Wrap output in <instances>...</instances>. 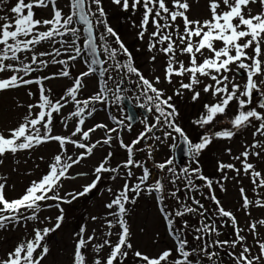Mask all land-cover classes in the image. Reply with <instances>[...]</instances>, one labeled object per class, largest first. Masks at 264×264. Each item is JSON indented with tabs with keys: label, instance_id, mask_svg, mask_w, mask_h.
Listing matches in <instances>:
<instances>
[{
	"label": "snow or ice",
	"instance_id": "snow-or-ice-1",
	"mask_svg": "<svg viewBox=\"0 0 264 264\" xmlns=\"http://www.w3.org/2000/svg\"><path fill=\"white\" fill-rule=\"evenodd\" d=\"M112 3L122 5L124 11L131 9L133 13L142 9L139 36L143 39L150 24L154 28L149 37L148 48L149 51L158 50L167 58L164 68L165 80L171 84L173 76H188L187 83L180 82L179 89L175 91L176 95H180V89H185L193 92L192 98L196 100L200 92L195 89L200 84H203V92L211 94L213 101L203 105L204 112L195 121L197 125L203 127L213 124L218 116L226 115V110L234 102L237 110L230 120L231 129L217 131L212 136L230 139L235 135L233 129L252 126L255 129L252 133L254 142L250 147L264 150V143L255 140L257 135L264 136V111L257 110V108L264 110V78L257 79L264 77V0H209L210 19H205L203 22L188 18L186 15L189 10L187 0H112ZM8 4L9 0H0V5ZM251 4H258L260 10L253 14ZM49 5H51V18L38 19L35 17L34 8H45ZM67 7L69 12L65 14L57 6V0H27V2L26 0H15V3L7 8L6 14L0 15V74L11 73L6 77L0 75V92L33 84L39 86L38 102L27 106L28 111L22 121L16 127L8 129L7 135L0 132V157L6 153L15 155L19 151L31 150L50 141L58 142L60 147V153L52 157L47 170L38 179L31 181L18 198L6 199L4 193L6 181L0 182V205H2L0 207V229L6 228L8 224H20L21 221L43 223L39 213L44 208L53 206L48 204V201L56 202L55 207L60 209V215L56 217V222L52 227H33L30 238L22 239L12 250L0 257V264H42L49 253L46 238L59 229L64 220L60 204L71 203V200L67 199L69 196L75 200L92 193L102 179V173H118L120 167L127 169L126 176L129 179L134 176L132 167L142 169V174L137 176V182L131 185L129 179H125L122 189L118 192H113L111 188L108 189L114 197L105 205L109 210H113L107 214L113 219H105L109 231L105 232L102 243H93L96 237L94 235L85 237L86 228L81 226L71 255V264H124L129 250L132 249V244L129 242L130 230L125 218L126 205L134 204L139 195L145 191L150 195L155 194V199L160 206L159 211L166 222L174 247L163 249L155 256H149L137 250L133 255L138 261L143 264H218L220 252L229 249L226 254L234 264H264V239L259 238L257 230L258 225L264 226V219L248 224L247 227L254 241V244L250 246L246 242L247 237L241 234L244 229L237 226L238 222L234 214L225 210L214 194L207 198L216 205L215 216L208 214V210L195 197L191 199L197 207L182 202L177 195L179 189L170 193V196L176 199L178 207L167 208L164 204L162 180L156 179L153 183H148L151 170L144 162L134 159L135 146L149 137L160 143L171 139L173 143L169 145L170 149L179 150L183 145L184 156L198 164L196 158L211 142L210 136L204 135L200 138V142L194 143L175 122L178 112L171 103L172 97H166L162 89L154 86L155 83L161 82L160 77H155L154 82L150 81L134 66L131 54L118 34L108 25L101 0H68ZM178 18L183 22L182 31L176 24ZM75 25H81L82 29ZM99 26H103L104 31L97 35ZM57 37H71V39L58 40ZM109 37H115L114 43L118 47H112ZM81 39L83 46L77 43ZM45 41L50 46L60 44L61 47H53L51 51H37V46ZM217 42H220L222 46L217 48L215 46ZM62 49L68 53L67 60L57 59L62 55ZM205 50L209 55H204ZM72 52L75 54L72 55ZM82 53H87L85 58L87 71L74 77L73 84L67 87L63 95L54 100L49 95L50 89L45 88L44 81L56 76L69 77L68 60L75 61ZM177 53L189 57L187 65L183 60L177 59ZM198 55L202 59H198ZM43 57L50 59L45 60ZM118 57H123V59H118ZM151 59L155 61L156 57L153 56ZM49 65H64L65 67L58 73L32 78L33 73ZM241 71L246 73V78L241 77L243 83L236 79ZM89 75H97L98 89L90 97L78 99V93L84 87L82 80ZM132 76L137 77L136 88L140 90L139 96L144 97V102L140 103L139 96H137V103L134 107L147 113L154 112V117L145 116L140 119L144 129L130 144H125L122 139L119 141L120 147L127 152V159L122 165L115 168L108 167L112 155L109 153L94 168V179L91 183L84 185L82 191L61 195L63 180L70 178L69 170L73 165L79 164L90 156L97 145L110 144L113 139L111 135H106L102 142L98 140L86 144L83 141L90 139V133L97 129H106L107 133L118 131L117 128H108L102 123L84 130L82 126L85 124V114L91 117L97 111V108L93 106L97 103L107 105L109 93L115 97L117 104L125 100L126 97L121 93L130 90L124 87L125 79L127 78L128 83L131 84ZM201 78H207L212 83L204 84ZM109 82H112L114 87L110 88ZM255 93H259L261 99L257 106L249 107L253 105ZM27 94L30 97L33 95L31 91ZM68 98H71V102L76 105L70 117H76L78 120L70 136L55 135L53 134V114L61 113L68 103ZM34 108L37 111L33 112ZM70 117L62 119L65 127ZM111 119L117 124L124 123L123 120L117 121L115 117ZM124 119L128 121L126 127L131 130L137 117L125 114ZM77 134H80L79 138L73 139L72 137H77ZM69 144L84 151L75 157L67 155L66 145ZM250 155L258 157L260 151L250 153L249 148L246 147L234 159L240 160L245 174L250 173L251 182L255 188H264V176L259 171H255L254 165L248 162ZM148 158H152L151 151H149ZM174 159L173 156L165 159L164 162L155 164L156 169L171 174L170 183L175 185L178 180L183 179L187 191H196L200 186L194 181L199 180L204 182L203 186L212 190L213 181L205 177L199 167L183 166L177 174L176 168L172 167ZM224 169L239 172L234 164L219 163L218 170L223 172ZM77 175L88 174L78 173ZM110 178L114 180L116 176ZM221 190H224L222 185ZM240 192L243 198L242 207L247 210L253 201L248 199L243 188ZM130 193L134 195L130 197ZM254 203L255 206L264 207V200L257 199ZM187 214H198L202 218L208 214L211 219L210 223H205L201 219L200 226L194 229L197 233L194 239L202 241L195 247L187 240L188 221L184 220L182 227H176L175 224L176 218H182ZM217 218H228L234 228V239L212 238L213 235L215 237L221 235L216 226ZM44 219L49 220L50 217ZM92 219L96 220L97 217H92ZM117 226L119 231H111ZM113 235L117 237L116 240L110 238ZM89 246L93 254L92 259L88 258ZM105 247L109 249L107 252H104ZM253 247L258 248V253L253 252Z\"/></svg>",
	"mask_w": 264,
	"mask_h": 264
},
{
	"label": "rangeland",
	"instance_id": "rangeland-1",
	"mask_svg": "<svg viewBox=\"0 0 264 264\" xmlns=\"http://www.w3.org/2000/svg\"><path fill=\"white\" fill-rule=\"evenodd\" d=\"M101 2L106 13V21L108 25L113 28L119 38L131 49L132 53L137 58L134 62L135 65L138 66V70L147 79L153 82L155 77H160L161 82L155 83L154 86L158 89H162L166 97H172L171 103L174 104L178 112V116L175 117V122L184 130L194 143L200 142V138L204 135H209L211 139V142L196 158L198 164L186 158L179 163L174 159V164L172 165V167L176 168L177 174H179V169L183 166H188L190 168L199 167L201 173L213 181L211 191L203 186V181L199 180L194 181V183L200 186L198 190L187 191L184 187L185 182L183 179L178 180L174 185L170 183V173L167 171L161 172L159 169L155 168L156 163L164 162L165 159L174 156L173 150L169 147V145L173 143L171 139L164 143H160L149 137L135 146L134 159L136 161L144 162L151 170V176L148 183L151 184L156 179L162 180L164 184V204L168 209H175L178 207L176 199L172 198L170 193L179 189L177 195L182 202H186L192 207H197L192 203L191 199V197H195L204 205V208L208 210V214L215 216L214 209L216 208V205L207 198L214 194L220 201L221 206L225 210L231 211L234 214L238 222L237 226L244 229L241 234L247 237V244L252 246L254 244L253 236L250 234V229H248L247 226L251 222L264 219V207L255 206L254 203L257 199L264 200V188L254 187L251 182L252 178L250 173L245 174L240 160H236L234 157L239 156L246 147L249 148L250 153L260 151V156L258 157L250 155L248 162L254 165L255 171H259L262 176H264V150L252 149L250 147L254 142V137L252 135L255 130L254 127L246 126L240 129H233L235 135L230 139L215 138L212 136V134L217 131L231 129L230 120L233 118L237 110V105L234 102L226 110V115L218 116L213 124L205 125L203 127L197 125L195 121H197L204 112L203 105L213 101L211 94L203 92V84H200L196 86L195 89L200 92V96L196 100H193L192 98L193 92L185 89H180V95H176L175 91L179 89L180 82L183 81L184 83H187L188 76H173L171 84L165 80L164 68L167 58L158 50L149 51L148 48L149 37L151 32L154 31V28L150 24L143 39L139 36V32L141 31L139 25L142 9L133 13L131 9L124 11L122 5L114 4L112 3V0H101ZM14 3L15 0H9L8 5H0V15L6 14L7 8ZM187 3L189 4V10L186 12V15L190 20H199L203 22L205 19H210V12L208 9L209 0H187ZM67 5L68 0H57V6L61 8L65 14L69 12ZM250 8L253 14L260 10L258 4H251ZM34 12L35 17L38 19L51 18V5L45 8H34ZM176 24L180 26L182 31L183 22L180 18H178ZM75 26L82 29L81 25ZM41 30L44 29L41 28ZM103 31V26H99L96 34L98 35ZM57 39L70 40L71 37H57ZM108 39L112 47H115V37H109ZM77 43L78 45L83 46L82 39ZM215 46L219 48L222 44L217 42ZM53 47L60 48L61 45L56 44L50 46L49 43L45 41L37 46V51H51ZM71 54L74 55L75 53L72 52ZM204 55H209L207 50H205ZM86 56V53H82V55L75 61L68 60L67 67L70 72L69 77L64 78L56 76L55 78L44 81L45 88L50 89L49 95L54 100L63 95L67 87L73 84L74 77L87 71L85 63ZM153 56L156 57L155 61L151 59ZM67 57L68 53H65L62 49V55L57 57V59L67 60ZM43 59L49 60L50 58L43 57ZM177 59L183 60L186 65L189 61L187 55H180L179 53H177ZM198 59H202V57H199L198 55ZM109 63H111V61H109ZM64 67V65H49L47 68L33 73L32 78L58 73ZM233 71L235 72L234 66ZM10 74L11 73H3L0 75L6 77ZM241 77L246 78V73L241 71L240 75L236 77L238 82L243 83ZM261 78L264 77H258L257 79ZM201 79H203L204 84L212 83V81L207 78ZM136 80L137 77L132 76V83L129 84L128 79L126 78L124 87L130 88V90L121 93L123 96L130 98L134 105L137 103L136 97L139 96L140 91L136 88ZM82 83L84 87L81 92L78 93V99L90 97L98 89L97 75L84 77ZM109 87H114L112 82H109ZM38 88L39 86L33 84L15 90L0 92V132H4L5 135H7L8 129L16 127L18 123L22 121L23 116L26 115L28 111L27 106L38 102ZM29 91L33 93L31 97L27 94ZM260 99V94L255 93L253 105H250L249 107L257 106ZM139 102L143 103L144 97L139 96ZM93 106L97 108V111L91 117H88L85 114V124L82 126L83 129L87 130L98 123H102L107 125L108 128H117L118 131L107 133L106 129H97L95 132L90 133V139L88 141H83L86 144H91L98 140L102 142L106 135H111L113 139L110 144L105 145L101 143L97 145L90 156H87L79 164L73 165L69 170L70 178L63 180L62 188L60 190L61 195L82 191L83 186L91 183L94 179V168L109 153L112 155L110 162L107 165L108 167L115 168L122 165L127 159V152L124 148L120 147L119 141L122 139L125 144H130L144 129V125L140 122V119L145 116L138 112L137 121L132 125L131 130H128L126 127L128 121L124 119L126 112L120 102L117 104L115 100L109 98V103L107 105L97 103ZM75 107L76 105L71 102V98H68V103L61 110V113L53 114V134L63 136L71 135L78 120L76 117H70V113L75 110ZM257 110L264 111L259 108H257ZM35 111H37V109L34 108L33 112ZM154 115V112L148 113L149 118L154 117ZM65 117H70L67 120V127L62 123V119ZM111 117H115L117 121L123 120L124 123L117 124L111 119ZM79 135L80 134H77V137L72 138L78 139ZM255 140L264 143V136L257 135ZM149 146H151V148ZM66 147L67 155H72L73 157L84 151L75 148L71 144L66 145ZM229 149L231 150L230 152L228 151ZM149 151H151V159L148 158ZM59 153L60 147L58 142L50 141L34 147L31 150L19 151L15 155L6 153L3 157H0V160H2V163H0V182L6 181V187L4 190L6 199L12 200L23 194L31 181L38 179L47 170L52 157ZM241 160H243V157H241ZM219 163L234 164L235 168L239 169V172L230 169H224L223 172H221L218 170ZM131 170L134 173V176L130 179L126 176L127 169L123 167L119 168L118 173H102V179L92 193L78 197L75 200H72L69 196L67 199L71 200V203L60 204V208L63 209L64 220L61 227L46 238L49 253L42 261V264H71V255L74 250V244L78 239V233L81 226H85L86 228L84 233L85 237L88 235H94L96 239L93 243H102L105 238V232L109 231L106 227L105 219H113L111 216L107 215L109 211L113 210H109L105 207V205L114 198L108 189L111 188L113 192H118L122 189L125 179H129L130 185L136 183V177L142 174V169L132 167ZM78 173H87L88 175L78 176ZM112 176H116V179H111L110 177ZM225 176L227 177L226 179L224 178ZM221 185L224 190H221ZM241 188L245 190V195L248 199L253 201V204H251L247 210H244L242 207L243 198L240 192ZM129 195L131 197L134 194L130 193ZM47 203L52 204L53 206L50 208H44V210L39 213L40 219L43 220V223L34 221H27L25 223L24 221H21L20 224L12 223L8 224L6 228L0 229V257L12 250L22 239L30 238L33 227H52L55 224L56 217L60 215V209L55 207L56 202L48 201ZM0 207H2V205H0ZM159 207L160 206L155 199V194L150 195L146 191L139 195L134 204L126 205L127 215L125 218L130 230L129 242L132 244V249L129 250V255L124 261V264H143V262L138 261L133 255L137 250L144 254H148L149 256H155L163 249L174 247V242L169 235L166 222L159 211ZM208 214H206V217L204 218L200 217L198 214H187L182 218H176L181 221L189 219L190 225L186 230V236L187 240L193 247L202 243V241L194 239L196 233L194 228L191 227V224L196 223V225L200 226L199 222L201 219H203L205 223H210L211 219L208 217ZM45 217H50V219L45 220ZM92 217H97V219L93 220ZM216 226L221 235L219 237L213 235V239L231 240L235 238L234 228L231 222L228 221V218H217ZM176 227H182V225ZM257 230L259 232V238L264 239V226L258 225ZM111 231L117 232L119 231V227L117 226ZM110 238L112 240L117 239L115 235ZM90 247L91 246H89L88 258L92 259L93 254L90 251ZM108 250L109 249L105 247L104 252H107ZM227 251H229V249L220 252L218 264H234V262L227 256ZM237 251H239V249H237ZM253 252L258 253V248L253 247Z\"/></svg>",
	"mask_w": 264,
	"mask_h": 264
},
{
	"label": "water",
	"instance_id": "water-1",
	"mask_svg": "<svg viewBox=\"0 0 264 264\" xmlns=\"http://www.w3.org/2000/svg\"><path fill=\"white\" fill-rule=\"evenodd\" d=\"M126 97V96H125ZM121 103L123 104L125 110H126V113L127 114H130V115H134L137 117L138 119V111L144 115V116H148V113L145 112L144 110L140 109V108H137L134 107V105L132 104V101L130 98L126 97L125 100H122ZM137 120H135L133 122V124L136 122ZM174 153V157H175V161L177 163H179L181 160H184L186 159L187 157L184 156V153H183V145H181V148L179 150H174L173 151Z\"/></svg>",
	"mask_w": 264,
	"mask_h": 264
},
{
	"label": "trees",
	"instance_id": "trees-1",
	"mask_svg": "<svg viewBox=\"0 0 264 264\" xmlns=\"http://www.w3.org/2000/svg\"><path fill=\"white\" fill-rule=\"evenodd\" d=\"M120 40H121V39H120ZM121 41H122V40H121ZM122 42H123V41H122ZM123 44H124V42H123ZM124 45H125V47L127 48L128 52L131 54V57H132L133 61H136L137 58H136L135 55L132 53L131 49H130L126 44H124ZM115 47H118V46L116 45ZM118 59H123V57H118ZM134 66H135L136 68H138V66L135 65V62H134ZM108 97L111 98V99H113V100H115V97L112 96L111 93L108 94ZM187 219H188V218H187ZM183 221H184V220L181 221V220H179V219H176V220H175V224H176V226H180V225L183 226ZM187 221H188V224L190 225V221H189V219H188ZM194 222H195V221H194ZM194 222H192V223H194ZM191 227L195 229L196 227H199V226L196 225V223H194V224H191ZM196 235H197V233H196Z\"/></svg>",
	"mask_w": 264,
	"mask_h": 264
}]
</instances>
